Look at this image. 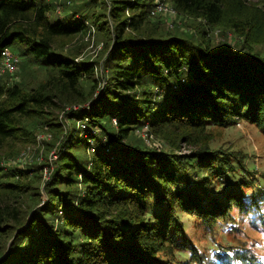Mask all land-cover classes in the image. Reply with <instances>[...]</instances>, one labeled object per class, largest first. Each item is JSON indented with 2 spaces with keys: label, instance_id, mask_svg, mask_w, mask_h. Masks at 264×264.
<instances>
[{
  "label": "trees",
  "instance_id": "trees-1",
  "mask_svg": "<svg viewBox=\"0 0 264 264\" xmlns=\"http://www.w3.org/2000/svg\"><path fill=\"white\" fill-rule=\"evenodd\" d=\"M158 3L219 32L200 22L168 28L151 15ZM62 4L84 20L51 21L54 0H0V67L5 49L19 58L17 81L7 70L0 80V264H264L239 227L243 218L264 225V193L242 157L217 146L237 120L264 137V0ZM86 22L106 37V83L88 108L67 112L72 125L85 121L88 139L66 137L43 181L46 201L30 215L40 171L29 178L1 161L32 141L37 120H52L47 110L92 99L96 63L59 51L89 31ZM107 144L119 147L110 155ZM181 145L192 150L179 156ZM73 146L91 148L86 166ZM206 236L214 241L199 245Z\"/></svg>",
  "mask_w": 264,
  "mask_h": 264
},
{
  "label": "rangeland",
  "instance_id": "rangeland-1",
  "mask_svg": "<svg viewBox=\"0 0 264 264\" xmlns=\"http://www.w3.org/2000/svg\"><path fill=\"white\" fill-rule=\"evenodd\" d=\"M64 0H54L55 2V11L50 15L51 21H62L67 23H74L75 21H83L84 18L81 17L77 13L74 17H71V14L69 13L66 17V12H70V9H67V11L63 8V2ZM74 1V0H73ZM77 1V4H81L84 0H75ZM247 4H249L248 7H251L252 5H256V7L261 8V4L263 0H244ZM72 4V3H70ZM167 5L166 12H159L152 14L153 10L151 11V15H156L160 19H163L165 25L168 28L174 29V27H181L192 29V25L194 24L197 26V23H201L203 29H205L206 32L209 34H218L219 30H214L208 27L202 20L194 19L191 17L178 15V13L175 11V9L170 4H164ZM70 6V5H69ZM262 10V9H260ZM156 19V18H155ZM89 31L84 34L78 35L71 43L65 45L60 49L59 51L66 55H71L72 58L75 59L76 62L84 61L89 63H96V71L95 76L98 80V88L95 89L92 99L90 101H87L84 106H80L79 104H74L75 106L70 107V105H63L58 107L57 109H50L47 110L48 113H52L53 116L52 120L45 115V117L42 118V120H48L44 121V123H40V121H36V125L38 126L35 130V133L32 136V141L30 143H18L17 146V154L14 155L11 158H8L6 160L1 161V166L3 168L6 167V162L16 164L18 168H22L24 172L27 173V176L30 178L32 175H34L35 170L37 172L40 171V175L42 176L41 180V189H40V200L39 204L36 207H32L29 211V214H33L35 209L37 207H41L44 202L46 201V194L42 190L45 182L44 180H47L49 177V174L52 171L53 164L55 160H57L58 153H61L64 150V147H62L65 143L66 137L68 136V140H70V134L74 132V135H76L80 139H88L87 132H86V126L81 125L79 120H74L75 125H72V123L67 118V112L70 110H79V108H87L90 106V104L99 97V94L103 90L106 80L105 78L101 77L102 73V65H103V57L105 50L103 48L104 39H106L105 36H102L99 32H95L90 22H86ZM187 26V27H186ZM190 29V30H191ZM221 31V30H220ZM229 35L234 36L231 32H228ZM219 36V35H217ZM233 39L232 37H228ZM8 51V53L12 54L13 52H10L8 49H5ZM4 50V51H5ZM3 55V52H2ZM16 57V60H19L17 55L12 54ZM17 64V63H15ZM17 69V66L15 67V71ZM6 69H3V66L0 67V77L4 75V73H8L5 71ZM10 72V71H9ZM12 81L9 79V83H14L15 80L17 81L18 76L15 74L16 72H10ZM9 74V73H8ZM2 77L0 78V80ZM94 99V100H93ZM67 107V108H66ZM75 116L80 117L82 115L81 111H77L73 113ZM116 121L113 120L112 123L115 125ZM82 124H85V121L81 122ZM40 125V126H39ZM137 135L140 136L141 139H143L147 145H149L151 148L156 150L157 152H161L163 150V147L165 144L160 140L157 139L155 136H146L144 132L138 131L136 132ZM92 134H95L92 132ZM74 139H72L73 141ZM90 141V140H89ZM108 142H104L106 144ZM121 145V142H119ZM91 144V142H90ZM109 147H111L112 150H110V155L116 152L115 149H118L119 144H107ZM217 146H223L225 148H228L232 150L235 154H238L242 157L243 162L246 164V167L248 171L251 172V175L249 176L250 181L254 182V190H260L261 193H264V137L259 134V132L251 125H247L245 122L237 120L236 124L233 126H230L225 132H223V139L218 140ZM168 147V146H166ZM73 148H77L76 152L79 158V163L82 167L86 166L89 162L90 155H91V148L88 147L87 150H82L80 146H73ZM115 148V149H113ZM160 150V151H159ZM192 148L181 145L180 148L176 150V153L179 154V156L187 155ZM31 180V179H30ZM27 181V179H26ZM249 196V195H245ZM263 196V195H262ZM27 202V199L25 201L21 202L22 208L24 207L25 203ZM28 207L30 206V203L28 202ZM27 207V209H28ZM261 218V220L264 221V215ZM257 219V218H256ZM254 220L256 223H259V219ZM29 221V219H28ZM185 221V220H184ZM186 223L187 228L191 226L190 223ZM264 224V222H263ZM239 227L241 228L242 232L240 234H244L248 237L249 241L252 243V246L254 250L257 252L259 257L264 256V225L257 224V225H251L247 222L246 218H243L241 222L239 223ZM223 235V233H220L218 237ZM214 241V238L212 236H206V238L201 239L198 244L199 245H210ZM183 256H186V254H181Z\"/></svg>",
  "mask_w": 264,
  "mask_h": 264
},
{
  "label": "built area",
  "instance_id": "built-area-1",
  "mask_svg": "<svg viewBox=\"0 0 264 264\" xmlns=\"http://www.w3.org/2000/svg\"><path fill=\"white\" fill-rule=\"evenodd\" d=\"M166 10H167V5H164L163 3H158L155 6L152 14L159 13V12H166ZM15 63H17L16 57L13 56L12 54L8 53L7 50L3 51V58H2L3 69L9 70L10 72H14L15 71V67H16ZM72 106H75V105H71L70 107H72ZM81 122H80V124L84 125Z\"/></svg>",
  "mask_w": 264,
  "mask_h": 264
},
{
  "label": "clouds",
  "instance_id": "clouds-1",
  "mask_svg": "<svg viewBox=\"0 0 264 264\" xmlns=\"http://www.w3.org/2000/svg\"><path fill=\"white\" fill-rule=\"evenodd\" d=\"M260 259H261L262 261H264V256H261Z\"/></svg>",
  "mask_w": 264,
  "mask_h": 264
}]
</instances>
